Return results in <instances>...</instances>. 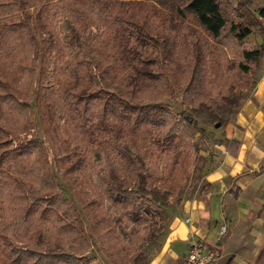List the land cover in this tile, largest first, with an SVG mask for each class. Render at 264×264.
<instances>
[{"label": "trees", "instance_id": "trees-1", "mask_svg": "<svg viewBox=\"0 0 264 264\" xmlns=\"http://www.w3.org/2000/svg\"><path fill=\"white\" fill-rule=\"evenodd\" d=\"M149 1L165 5L169 0H106L103 5L97 0H0V206L7 209L10 226L9 235H0V264H97L85 255L91 244L81 229V215L58 190L57 177L50 168V155L55 153L35 135L32 108L25 100L35 93L39 96L40 88L36 92L35 85L40 87L51 66L53 72L58 70V61L50 55L66 48L60 41V18L75 25L91 54L89 58L76 55L77 60L64 66L62 77L78 66L83 81L92 82L88 89L84 84L81 88L90 91L85 97L87 104L97 103L90 107L100 121L118 120L132 129L150 125L169 142L175 157L161 178L166 187L175 188L188 169L191 135L186 122L194 120L176 117L168 104L158 101L170 97L175 88L184 102L205 99L208 94L202 87L207 71L199 57L203 56V61L210 47L224 53L232 50V44L245 38L251 28L229 18L227 0H172L178 15L189 18L193 25L170 42L153 21L155 14L136 9ZM258 15L264 20V5ZM34 32L42 39L41 47ZM140 37L149 43L144 53L147 57L132 56L128 51ZM261 55L264 42L258 49H242L234 70L246 75L249 67L245 62L256 61ZM137 77L146 78L147 86H140ZM210 89L217 86L211 83ZM102 90L105 95L100 94ZM77 103L81 105L82 99ZM48 105L56 125L60 116L70 112L75 117H67L65 124L71 125V131H82L85 117L76 109L67 108L65 102L58 109L52 101ZM115 150L118 161L105 156L106 169L97 175L98 183L88 181L91 198L82 201V209L91 233L105 246L112 264H128L129 255L145 240L148 229L139 228L137 240L123 241L104 204L117 206L127 227L144 223L140 194L133 188L142 165L127 147L116 146ZM67 170L74 173L75 167ZM77 181L82 184L84 180ZM257 264H264V247Z\"/></svg>", "mask_w": 264, "mask_h": 264}, {"label": "rangeland", "instance_id": "rangeland-1", "mask_svg": "<svg viewBox=\"0 0 264 264\" xmlns=\"http://www.w3.org/2000/svg\"><path fill=\"white\" fill-rule=\"evenodd\" d=\"M103 5L106 0H97ZM229 18L240 25L250 26L251 32L234 45L233 49L226 53L210 47L209 40L205 41L208 48L202 61L201 67L206 68L207 76L203 79V93L208 94L205 99L188 98L182 101L179 88H175L169 97H163L158 101L160 104H168L176 117L189 116L194 123H187L186 126L191 135V150L189 154V167L182 179L176 182V187L170 189L165 186L162 176L168 166L174 162L175 151L169 142L162 140L155 128L150 125H143L132 129L127 123L114 121L113 123L100 121L98 114L91 110L95 103L87 104L85 97L89 95L88 89L91 81H83L78 73L79 67L70 70V75L63 78L64 66L71 60H77L76 55L90 57V52L85 44L80 40L77 29L67 18H60L58 30L60 41L66 47L60 48L57 55H50L52 60L58 61V70L53 72V66L48 69L47 77L35 85L37 93L33 98L25 100L32 108L33 121L35 124V135L39 136L50 148L53 156L50 155V168L56 175L58 190L65 198H68L79 211L82 218V231L89 239L90 247L85 255L97 264H112L106 254L105 246L100 242L91 230L84 218L82 201L90 200L89 180L98 183L97 175L105 171V156L118 161L116 146L127 147L141 162V176L134 184L135 189L140 194L141 217L144 223H137L126 226L121 217L118 207L109 202H105V211L110 216V221L116 228L118 235L127 243L137 240L136 231L146 226L148 231L145 240L138 242V249L128 257V264H144L149 249L158 242L169 217L175 213L182 200L189 198L195 188L199 185L204 167L207 163L218 156V146L224 142L223 128L237 115L243 100L250 96L254 80L258 72H264V56L261 55L256 61L245 62L248 67L246 75L236 72V64L241 61L240 51L242 49H258L264 42L262 34L264 32V20L258 15V9L264 5V0H227ZM97 4V3H96ZM173 5V6H172ZM172 0L166 1L165 5H160L156 1H149L138 4L136 9L144 13L155 14L153 18L158 25L164 38L172 42L182 33L189 31L188 26H192L189 18L183 19L178 15ZM151 14V15H152ZM34 36L40 45L43 44L37 32ZM149 43L144 38H139L130 44L129 52L132 56L145 57ZM212 48V49H211ZM41 53V52H40ZM144 54V55H143ZM203 55V54H202ZM147 57V56H146ZM39 58V62H40ZM68 73V71H66ZM140 86H147L149 81L143 77L135 78ZM64 82V85L62 86ZM211 83L217 89L211 91ZM105 84V83H104ZM106 85L101 86L105 88ZM71 91L72 94H67ZM104 92V90H102ZM67 92V93H66ZM221 92V93H220ZM105 95L104 93H100ZM81 98V105L77 99ZM53 102L55 109H58L62 102L67 108L76 109L85 117L82 131H71V125L65 124L67 117H75L70 112L59 118V124L54 123L48 103ZM84 109L87 111L84 112ZM220 125L215 127V123ZM54 126V129L51 126ZM49 126V130H48ZM52 134L53 138L48 135ZM71 134V138L69 136ZM52 139V140H51ZM68 148L70 151L67 155ZM49 151V152H50ZM64 159V160H63ZM77 163V164H76ZM78 171H76V167ZM69 166L75 167L74 173L67 172ZM66 172L64 175L63 173ZM77 180H84L79 184ZM86 182V183H85ZM72 183V184H71ZM73 187V188H72ZM74 191H73V190ZM9 214L6 208L0 206V235H9ZM67 246L64 247V249ZM3 250L0 246V262L2 261Z\"/></svg>", "mask_w": 264, "mask_h": 264}, {"label": "crops", "instance_id": "crops-1", "mask_svg": "<svg viewBox=\"0 0 264 264\" xmlns=\"http://www.w3.org/2000/svg\"><path fill=\"white\" fill-rule=\"evenodd\" d=\"M258 73L250 96L223 128L218 156L210 157L144 264H185L190 235L203 252H214L211 264H257L264 247V72ZM222 224L227 232L219 240Z\"/></svg>", "mask_w": 264, "mask_h": 264}, {"label": "built area", "instance_id": "built-area-1", "mask_svg": "<svg viewBox=\"0 0 264 264\" xmlns=\"http://www.w3.org/2000/svg\"><path fill=\"white\" fill-rule=\"evenodd\" d=\"M189 221V219H187ZM190 222V221H189ZM227 232L226 225L222 224L218 229L219 240ZM214 259V252H203L200 242L193 235H190L188 252L185 258V264H211Z\"/></svg>", "mask_w": 264, "mask_h": 264}, {"label": "water", "instance_id": "water-1", "mask_svg": "<svg viewBox=\"0 0 264 264\" xmlns=\"http://www.w3.org/2000/svg\"><path fill=\"white\" fill-rule=\"evenodd\" d=\"M219 125H220V123H219V122L215 123V127H218Z\"/></svg>", "mask_w": 264, "mask_h": 264}]
</instances>
